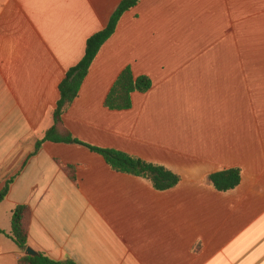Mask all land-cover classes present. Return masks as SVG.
Here are the masks:
<instances>
[{"label":"crops","instance_id":"0c3cea01","mask_svg":"<svg viewBox=\"0 0 264 264\" xmlns=\"http://www.w3.org/2000/svg\"><path fill=\"white\" fill-rule=\"evenodd\" d=\"M122 1L0 0V264L27 256L9 237L19 206L28 247L58 262L264 264V91H224L245 63L262 67L264 0H141L63 116L75 139L164 166L177 187L156 191L82 145L37 149L60 84ZM127 68L153 87L110 111ZM230 169L236 189L210 185Z\"/></svg>","mask_w":264,"mask_h":264},{"label":"trees","instance_id":"16d2710c","mask_svg":"<svg viewBox=\"0 0 264 264\" xmlns=\"http://www.w3.org/2000/svg\"><path fill=\"white\" fill-rule=\"evenodd\" d=\"M141 0H123L112 15L108 26L88 39L85 56L81 62L71 68L59 87L60 100L53 112V126L39 140L37 149L42 144L52 142L57 144H77L87 147L91 152L101 155L107 165L116 173L142 178L151 183L159 192L169 191L177 187L181 177L164 166L149 163L138 157L113 149H101L90 146L75 139L63 123V116L79 97L81 87L87 78L92 64L97 58L103 46L113 37L117 31L122 17L135 8ZM153 87L152 80L147 76L135 78L131 68L125 69L115 82L105 101V107L110 111H126L132 108V95L134 93L145 94ZM69 177L76 181V172L73 167H66ZM242 172L239 169H230L209 176L211 186L217 191L225 193L236 189L241 183ZM8 187L0 194V204L8 195ZM31 212L27 206L17 207L12 215V229L10 239L22 250L28 248L29 222ZM19 264H75L72 261L58 262L43 254L35 257L25 256Z\"/></svg>","mask_w":264,"mask_h":264},{"label":"rangeland","instance_id":"374dc122","mask_svg":"<svg viewBox=\"0 0 264 264\" xmlns=\"http://www.w3.org/2000/svg\"><path fill=\"white\" fill-rule=\"evenodd\" d=\"M237 73L224 91H264V61L261 69L260 64L249 62Z\"/></svg>","mask_w":264,"mask_h":264},{"label":"water","instance_id":"95a60500","mask_svg":"<svg viewBox=\"0 0 264 264\" xmlns=\"http://www.w3.org/2000/svg\"><path fill=\"white\" fill-rule=\"evenodd\" d=\"M26 255L27 256L35 257V256L38 255V253L36 251H34L33 249H31V248L28 247L27 250H26Z\"/></svg>","mask_w":264,"mask_h":264}]
</instances>
